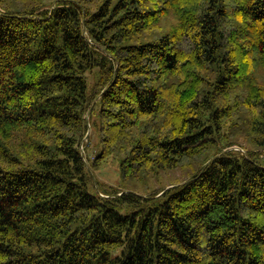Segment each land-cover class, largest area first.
<instances>
[{
	"label": "trees",
	"instance_id": "obj_1",
	"mask_svg": "<svg viewBox=\"0 0 264 264\" xmlns=\"http://www.w3.org/2000/svg\"><path fill=\"white\" fill-rule=\"evenodd\" d=\"M260 72L264 0H0V264H264Z\"/></svg>",
	"mask_w": 264,
	"mask_h": 264
},
{
	"label": "rangeland",
	"instance_id": "obj_2",
	"mask_svg": "<svg viewBox=\"0 0 264 264\" xmlns=\"http://www.w3.org/2000/svg\"><path fill=\"white\" fill-rule=\"evenodd\" d=\"M171 21H175V19L171 18ZM259 75V80L264 83V73L260 72ZM90 80L93 83L95 77L90 76ZM33 111H36V109ZM89 133L92 137L91 142L87 147L86 155L91 160L95 155L97 149H99L100 143L99 134L91 127L89 128ZM233 147L235 149L238 148L237 150H240L242 152H245L248 149L252 148V146L246 139L240 140L239 144L234 145ZM257 150L264 153V148H260ZM194 167V163L192 161H188L181 167L164 170L154 176H142L125 179L121 175L119 160L115 157H110L99 167V169L95 170V172L93 173L95 181L104 183L108 186H113L117 189H122L126 192H135L140 195L147 196L148 194L155 192L156 190H159L163 187H169L170 185H173L177 182L185 181L189 178V173L190 171H192V169H194Z\"/></svg>",
	"mask_w": 264,
	"mask_h": 264
},
{
	"label": "water",
	"instance_id": "obj_3",
	"mask_svg": "<svg viewBox=\"0 0 264 264\" xmlns=\"http://www.w3.org/2000/svg\"><path fill=\"white\" fill-rule=\"evenodd\" d=\"M91 109H92V107H91L90 110L88 111V116H89V114H90V112H91ZM88 126H89V128H90V123H89V121H88ZM89 134H90V133H89V130H88V132H87V134H86V136H85V138H84L85 140L88 139ZM81 149H82V152H83V147H81ZM237 149H238V148H237Z\"/></svg>",
	"mask_w": 264,
	"mask_h": 264
},
{
	"label": "bare ground",
	"instance_id": "obj_4",
	"mask_svg": "<svg viewBox=\"0 0 264 264\" xmlns=\"http://www.w3.org/2000/svg\"><path fill=\"white\" fill-rule=\"evenodd\" d=\"M90 135V134H89ZM83 147V146H82ZM82 150V149H81ZM83 152H84V148H83Z\"/></svg>",
	"mask_w": 264,
	"mask_h": 264
}]
</instances>
